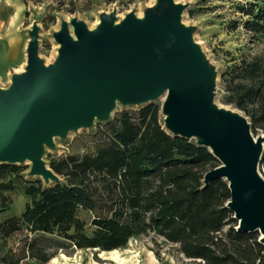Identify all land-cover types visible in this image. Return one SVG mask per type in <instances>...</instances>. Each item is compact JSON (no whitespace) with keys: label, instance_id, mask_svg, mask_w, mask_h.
Wrapping results in <instances>:
<instances>
[{"label":"water","instance_id":"95a60500","mask_svg":"<svg viewBox=\"0 0 264 264\" xmlns=\"http://www.w3.org/2000/svg\"><path fill=\"white\" fill-rule=\"evenodd\" d=\"M190 5L152 0L139 14L132 8L121 16L113 5L92 26L77 15L60 16L49 61L39 53V22L48 6L30 9L25 62L0 84V164L29 163L26 177L45 187L61 184L44 159L47 151L109 122L119 107L160 100L162 128L207 148L219 162L204 173L201 188L223 179L236 231L258 232L264 246V132L254 136L242 111L218 102L219 70L196 40L198 25L183 19Z\"/></svg>","mask_w":264,"mask_h":264},{"label":"trees","instance_id":"16d2710c","mask_svg":"<svg viewBox=\"0 0 264 264\" xmlns=\"http://www.w3.org/2000/svg\"><path fill=\"white\" fill-rule=\"evenodd\" d=\"M253 7L244 11L252 15L244 27L264 35V6L255 12ZM225 83L226 103L249 118L252 130L264 132V56L241 59L226 73ZM160 120L153 103L116 114L95 153L68 155L51 165L63 183L25 188L30 202L21 217L0 224V233L6 237L24 226L29 233L56 234L79 249L111 250L134 235L155 231L198 264H264L257 233H241L232 225L226 182L215 179L201 188L204 173L216 167L217 159L191 140L170 136ZM80 210L100 211L90 235ZM22 242L2 254L0 263L32 259L45 264L55 255L28 236Z\"/></svg>","mask_w":264,"mask_h":264},{"label":"rangeland","instance_id":"374dc122","mask_svg":"<svg viewBox=\"0 0 264 264\" xmlns=\"http://www.w3.org/2000/svg\"><path fill=\"white\" fill-rule=\"evenodd\" d=\"M10 1L0 0V84L3 86L9 81L10 72L20 70L25 62L26 28L31 23L30 9L48 6V11L39 22L41 27L39 53L41 57L49 61L55 50L50 34L57 27L60 16L77 15L92 26L96 22L97 14L111 10L113 5L117 7L118 16L132 8H136L139 14L141 8L150 4L152 0H18L24 10L17 26H12L9 22L13 11ZM176 1L191 3L184 11L183 19L187 23L198 25L195 33L196 40L202 44L219 70L218 102L233 107L225 101L228 95L225 88L226 73H229L243 58L264 56V35L244 27L245 22L252 19V15L244 11L249 10L250 5L256 4L257 7H253L255 12L258 7L264 6V0ZM160 103V100L153 102L159 106V111ZM126 110L138 109L119 107L113 117ZM106 125V123L97 122L92 129L72 133L65 142L58 144L57 151H47L44 156L47 165L51 167L53 163L68 155L82 156L95 153L106 142L108 135ZM259 132L263 131L258 128L252 130L254 136ZM218 164V161H214L215 166ZM29 165V163L16 165L13 170L11 169L13 165L0 164V224L11 217H21L26 204L30 202V198L25 194L26 187L30 184L37 185V183L45 187L40 178L25 176ZM259 171L264 177V151L259 163ZM98 215H100L99 210L78 212V216L85 223L84 229L88 235L94 230L91 223ZM236 224L235 220L232 225L236 226ZM228 227L225 226L222 233L226 232ZM256 233L259 236V233ZM25 236H28L29 241L35 240L47 252L55 253L54 257L45 264H198L199 262L198 259L185 257L177 244L168 242L155 231L134 235L123 247L102 250L100 248L79 249L69 240L58 237L56 234L29 233L24 226L6 237L0 233V257L8 249L22 246L24 244L22 239ZM24 264L37 263L35 260L26 259Z\"/></svg>","mask_w":264,"mask_h":264},{"label":"crops","instance_id":"0c3cea01","mask_svg":"<svg viewBox=\"0 0 264 264\" xmlns=\"http://www.w3.org/2000/svg\"><path fill=\"white\" fill-rule=\"evenodd\" d=\"M10 4L13 6V11L9 22L12 24V26H17V23L20 22L21 14L24 9L18 0H11Z\"/></svg>","mask_w":264,"mask_h":264}]
</instances>
